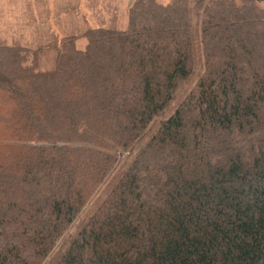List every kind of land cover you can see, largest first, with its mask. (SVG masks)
Returning <instances> with one entry per match:
<instances>
[{"label":"trees","instance_id":"16d2710c","mask_svg":"<svg viewBox=\"0 0 264 264\" xmlns=\"http://www.w3.org/2000/svg\"><path fill=\"white\" fill-rule=\"evenodd\" d=\"M82 37L49 71L0 44V264H48L88 204L54 264H264V0H134Z\"/></svg>","mask_w":264,"mask_h":264},{"label":"rangeland","instance_id":"374dc122","mask_svg":"<svg viewBox=\"0 0 264 264\" xmlns=\"http://www.w3.org/2000/svg\"><path fill=\"white\" fill-rule=\"evenodd\" d=\"M9 1L12 8L17 7L12 14L7 11ZM157 1L162 4L169 2ZM133 2L134 0H0V44L16 45L37 52L39 69L49 71L54 68L56 57L55 51L49 48L51 42L54 44L64 38L76 37V48L83 50L86 40L82 35L89 29L124 31L128 10ZM196 73H200V68ZM196 79L195 76L191 77L162 118L170 116ZM161 117L151 125L149 134L157 129ZM90 209L91 205L88 204L76 223L84 219ZM76 223L64 235L62 245L59 243L49 257L51 261L48 264H54L60 257V250L66 246L68 237L75 234Z\"/></svg>","mask_w":264,"mask_h":264},{"label":"crops","instance_id":"0c3cea01","mask_svg":"<svg viewBox=\"0 0 264 264\" xmlns=\"http://www.w3.org/2000/svg\"><path fill=\"white\" fill-rule=\"evenodd\" d=\"M11 5L12 4L9 1V9H7V11L12 14V13H14L16 11L17 7L15 6V8H12ZM25 26H27V23L25 24Z\"/></svg>","mask_w":264,"mask_h":264}]
</instances>
